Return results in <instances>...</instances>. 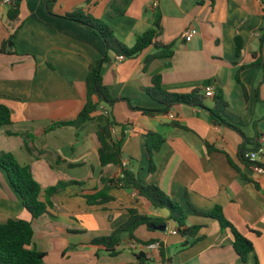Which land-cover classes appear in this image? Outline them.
Masks as SVG:
<instances>
[{
  "label": "crops",
  "instance_id": "crops-1",
  "mask_svg": "<svg viewBox=\"0 0 264 264\" xmlns=\"http://www.w3.org/2000/svg\"><path fill=\"white\" fill-rule=\"evenodd\" d=\"M113 1L121 7L126 0ZM111 2L56 0L50 12L45 0H23L18 18L10 21L9 5L0 0V104L10 109L12 117L10 124L0 126V152H11L19 163L31 166L42 187V199L46 188L62 183L51 197L48 212L34 218L0 167V223L30 220L32 247L46 254L42 264H140L138 254L143 251L130 246L128 234L115 246L116 253L94 240L122 226L131 208L152 216L167 215L135 191L114 183L108 184L112 200L88 202L87 195L105 186L102 178L117 177L120 169L100 163L96 119L79 130L59 122L74 119L84 107L86 77L105 48L93 30L64 16L79 9L106 23L121 42L132 47L137 36L153 26L159 12L162 31L155 40L173 43V56L146 65L154 46L123 61H116L117 54L110 52V61L103 63L101 71L114 97H125L140 108L162 106L146 91L156 73L171 91L199 89L205 96V106L176 104L163 114L133 110L124 100L110 108L117 122L130 123L122 152L136 179L161 187L184 208L186 224L200 228L195 236L172 234L170 230H178V225L167 220L166 231L142 225L135 237L139 242L161 241L163 264H264V173L240 158L246 137L249 149L256 143L263 146L257 160L264 165L260 141L264 134V1L130 0L117 14L110 13ZM190 28L197 33L187 41L183 32ZM237 37L242 43L240 54ZM207 81L215 91L216 87L223 90L229 106L222 116L242 134L212 118L209 108L214 106V95L205 94ZM149 130L165 138L151 158L145 138ZM216 206L252 242L247 261L235 251L231 229L203 214Z\"/></svg>",
  "mask_w": 264,
  "mask_h": 264
},
{
  "label": "trees",
  "instance_id": "trees-1",
  "mask_svg": "<svg viewBox=\"0 0 264 264\" xmlns=\"http://www.w3.org/2000/svg\"><path fill=\"white\" fill-rule=\"evenodd\" d=\"M22 1L23 0H13L9 5L7 16L10 21L18 18ZM129 1L130 0H126L123 2V5L126 6ZM55 2L56 0H45L46 9L51 12ZM114 3L115 2L112 0L110 13L117 14L124 11V7L122 8L123 5L119 7ZM64 17L79 22L93 30L102 40L105 48L104 56L90 66L86 77L87 98L84 107L74 119L59 122V124L62 125H73L79 130L83 128L87 122L96 119V137L99 143L98 154L100 163L102 166L114 165L120 169V173L117 177L109 179L107 177L102 178L105 186L94 194L87 195L88 202L90 204H102L112 200L113 197L109 194L110 185L108 184L114 183L121 188L135 191L139 197L147 200L149 204L160 213L162 209L169 210V215L167 216L163 214L160 216H152L140 213L137 209L131 208L129 210L130 217L122 226L112 232L110 236L97 238L94 242L105 246L111 253H116L115 246L120 243L124 234H128L131 240H137L135 237V230L138 227L142 225L149 226L150 224L158 225L167 220L176 222L178 231L182 235L195 236L200 226H188L186 224L187 215L184 208L178 202L172 200L158 185L140 183L136 179L133 171L123 166L122 145L127 132L130 130V123L117 122L110 108L117 102L124 100L133 110H141L149 115L163 114L168 113L171 107L176 104L205 106V96L199 89H194L187 93L171 91L165 87L161 74L156 73L152 77V86L147 88L146 91L152 98L161 103L162 106L157 109L140 108L132 105L129 99L125 97H114L108 85L105 83L101 71L103 63L110 61V52L130 58L140 54L150 46H154L155 52L147 55L145 59L146 65L156 58L172 57L174 54V44L159 43L155 40L162 31L161 14L159 12L155 13L153 26L144 33L138 35L132 47H128L121 42L106 23L82 13L79 9L66 14ZM241 50V39L237 37V53L240 54ZM210 84L211 83L207 81L205 86ZM228 106L229 103L224 96L223 90L220 87H216L214 93V106L209 108L212 118L216 120L218 124L233 127L242 134L243 132L238 127L228 123L222 116V111ZM11 122L12 117L10 109L4 104H0V126L8 125ZM172 124L178 125L177 122H173ZM112 129H115V133L112 132ZM145 138L146 147L151 158L153 152L160 149L165 138L161 133L151 130L145 132ZM244 140L245 142L240 148V158L249 165L251 162L245 157V154L247 152L258 151L261 146L256 143L249 149L246 147V144L250 140L246 137H244ZM207 147L209 150L213 149L210 144H207ZM0 167L6 171L12 187L20 195L24 207L30 212L32 217L37 218L48 212L49 207L52 206L51 197L61 189L62 183L46 188L44 199H42V187L35 179L30 165L21 164L13 153L2 151L0 152ZM154 168L155 166L151 159L150 171H153ZM203 214L216 218L222 227L231 229L234 235V249L244 261H247L253 249V244L225 217L222 207L216 206L211 212ZM33 235L34 230L30 220L9 219L6 222L0 223V264H42L46 254L32 247ZM152 241H155V239L142 241V243H150ZM161 254L164 263L166 260H163L162 250ZM138 257L140 264H148L144 253H139Z\"/></svg>",
  "mask_w": 264,
  "mask_h": 264
},
{
  "label": "built area",
  "instance_id": "built-area-1",
  "mask_svg": "<svg viewBox=\"0 0 264 264\" xmlns=\"http://www.w3.org/2000/svg\"><path fill=\"white\" fill-rule=\"evenodd\" d=\"M13 0H1V3L4 5H10ZM197 33L195 28L187 29L183 32V37L190 41L194 35ZM125 57L123 55H116V61H123ZM215 89L213 85H207L205 87V94L207 96H213ZM171 118H175L173 114L170 115ZM112 132L115 133V129H112ZM260 141L264 145V134L260 137ZM263 150V146L259 148L258 151L247 152L245 157L251 162L249 166L258 173H264V166L258 162L257 158L259 153ZM123 166L128 167V161L123 160ZM179 231L177 229L170 230V233L177 234ZM130 246L132 248H140L145 254V258L148 264H163L162 257L160 255V250L162 248V242L159 240L152 241L150 243H142L137 240H131Z\"/></svg>",
  "mask_w": 264,
  "mask_h": 264
},
{
  "label": "water",
  "instance_id": "water-1",
  "mask_svg": "<svg viewBox=\"0 0 264 264\" xmlns=\"http://www.w3.org/2000/svg\"><path fill=\"white\" fill-rule=\"evenodd\" d=\"M165 215H168L169 214V210L168 209H163L162 211ZM149 227L151 229H158L160 231H166V228H167V222H163V223H160L158 225H155V224H150Z\"/></svg>",
  "mask_w": 264,
  "mask_h": 264
}]
</instances>
